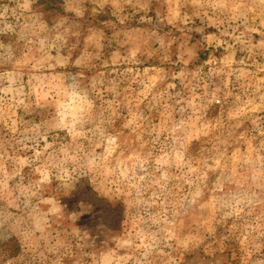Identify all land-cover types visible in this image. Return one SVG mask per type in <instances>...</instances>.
<instances>
[{"label":"rangeland","instance_id":"obj_1","mask_svg":"<svg viewBox=\"0 0 264 264\" xmlns=\"http://www.w3.org/2000/svg\"><path fill=\"white\" fill-rule=\"evenodd\" d=\"M0 264H264V0H0Z\"/></svg>","mask_w":264,"mask_h":264},{"label":"clouds","instance_id":"obj_2","mask_svg":"<svg viewBox=\"0 0 264 264\" xmlns=\"http://www.w3.org/2000/svg\"><path fill=\"white\" fill-rule=\"evenodd\" d=\"M93 101L83 88H72L70 83L62 90L57 102V119L65 130L76 132L83 128L91 114Z\"/></svg>","mask_w":264,"mask_h":264}]
</instances>
